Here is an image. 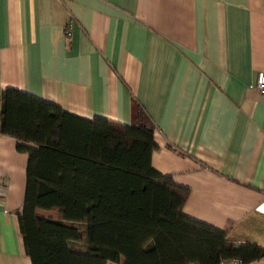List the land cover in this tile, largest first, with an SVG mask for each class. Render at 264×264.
I'll return each instance as SVG.
<instances>
[{
    "label": "crops",
    "instance_id": "1",
    "mask_svg": "<svg viewBox=\"0 0 264 264\" xmlns=\"http://www.w3.org/2000/svg\"><path fill=\"white\" fill-rule=\"evenodd\" d=\"M258 72L264 0H0L2 90L124 125L137 102L156 126L153 168L190 190L184 213L264 248ZM17 144L0 134V264H32L19 224L28 155Z\"/></svg>",
    "mask_w": 264,
    "mask_h": 264
},
{
    "label": "trees",
    "instance_id": "2",
    "mask_svg": "<svg viewBox=\"0 0 264 264\" xmlns=\"http://www.w3.org/2000/svg\"><path fill=\"white\" fill-rule=\"evenodd\" d=\"M155 131L137 102L132 124L124 125L82 119L0 88V134L18 140L17 150L28 155L19 224L32 264H220L264 257V248L238 246L225 231L184 213L190 190L152 166ZM40 209L59 210V218H44Z\"/></svg>",
    "mask_w": 264,
    "mask_h": 264
},
{
    "label": "built area",
    "instance_id": "3",
    "mask_svg": "<svg viewBox=\"0 0 264 264\" xmlns=\"http://www.w3.org/2000/svg\"><path fill=\"white\" fill-rule=\"evenodd\" d=\"M68 36H70V33H68ZM255 88L259 92L260 96L264 100V72H258L255 82ZM194 264V263H191ZM220 264H255V262H248L245 263L240 259L234 258L227 261H223Z\"/></svg>",
    "mask_w": 264,
    "mask_h": 264
},
{
    "label": "rangeland",
    "instance_id": "4",
    "mask_svg": "<svg viewBox=\"0 0 264 264\" xmlns=\"http://www.w3.org/2000/svg\"><path fill=\"white\" fill-rule=\"evenodd\" d=\"M102 187H103V185H102ZM102 190H103V188H102ZM103 203V202H102ZM88 214H90V213H88Z\"/></svg>",
    "mask_w": 264,
    "mask_h": 264
}]
</instances>
